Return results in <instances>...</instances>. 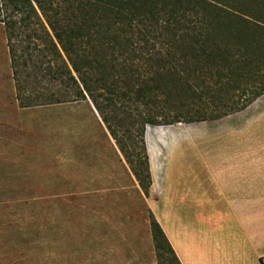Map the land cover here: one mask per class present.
Listing matches in <instances>:
<instances>
[{"label": "trees", "instance_id": "trees-1", "mask_svg": "<svg viewBox=\"0 0 264 264\" xmlns=\"http://www.w3.org/2000/svg\"><path fill=\"white\" fill-rule=\"evenodd\" d=\"M0 23L18 106L88 98L144 197L146 125L219 119L264 93V0H0ZM147 211L157 264H181Z\"/></svg>", "mask_w": 264, "mask_h": 264}, {"label": "rangeland", "instance_id": "rangeland-1", "mask_svg": "<svg viewBox=\"0 0 264 264\" xmlns=\"http://www.w3.org/2000/svg\"><path fill=\"white\" fill-rule=\"evenodd\" d=\"M219 119L145 126L157 194L177 173L179 150L196 143L192 127L215 129ZM249 143L264 141L254 133ZM147 208L88 98L18 106L0 23V264H157Z\"/></svg>", "mask_w": 264, "mask_h": 264}, {"label": "crops", "instance_id": "crops-1", "mask_svg": "<svg viewBox=\"0 0 264 264\" xmlns=\"http://www.w3.org/2000/svg\"><path fill=\"white\" fill-rule=\"evenodd\" d=\"M215 124L192 127L196 143L179 150L177 173L162 178L158 194L151 178L145 199L181 264H261L264 143L249 140L264 141V93Z\"/></svg>", "mask_w": 264, "mask_h": 264}, {"label": "built area", "instance_id": "built-area-1", "mask_svg": "<svg viewBox=\"0 0 264 264\" xmlns=\"http://www.w3.org/2000/svg\"><path fill=\"white\" fill-rule=\"evenodd\" d=\"M259 261L261 264H264V254L259 257Z\"/></svg>", "mask_w": 264, "mask_h": 264}]
</instances>
